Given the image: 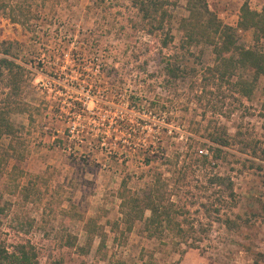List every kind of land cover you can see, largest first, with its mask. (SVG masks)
<instances>
[{
    "label": "rangeland",
    "instance_id": "374dc122",
    "mask_svg": "<svg viewBox=\"0 0 264 264\" xmlns=\"http://www.w3.org/2000/svg\"><path fill=\"white\" fill-rule=\"evenodd\" d=\"M207 2L234 28L245 3L264 8ZM33 3L31 29L0 16V60L23 68L18 93L0 69V108L16 128L0 139V241L10 251L32 245L39 264H264V78L247 99L211 77L213 48L183 47L185 0L169 7L168 48L147 34L131 0ZM237 39L264 52L252 32ZM168 63L185 74L170 76ZM80 70L99 74L102 88L81 83ZM253 75L242 70L234 81ZM71 101L90 118L72 116ZM221 128L232 145L217 158L209 138ZM124 181L129 195L158 191L175 226L151 236L145 221L126 223Z\"/></svg>",
    "mask_w": 264,
    "mask_h": 264
},
{
    "label": "trees",
    "instance_id": "16d2710c",
    "mask_svg": "<svg viewBox=\"0 0 264 264\" xmlns=\"http://www.w3.org/2000/svg\"><path fill=\"white\" fill-rule=\"evenodd\" d=\"M34 1L0 0V16H5L15 24L31 29L33 20L37 17ZM185 1L188 16L182 18L179 22V30L183 34V47L190 48L197 45H207L213 48L215 66L208 68L207 73L218 81H230L237 93L250 99L259 79L264 78V52L252 48L239 47L237 34L239 31L252 32L253 41L256 44L264 41V8L260 12L254 11L248 3H245L240 10L238 25L234 28L224 25L219 20L216 14L210 10L207 0ZM131 3L145 25L147 34L152 36L163 35L162 46L168 48L173 42V35L168 27L173 18L169 7L175 5L172 0H131ZM7 45L9 49L5 53L10 55L13 44L7 43ZM0 69L5 71L8 76L9 88L18 93L20 81L16 72H21L23 68L16 62L5 58L0 60ZM242 70L252 71L253 77L251 79L240 77L235 82L234 78ZM165 71L170 76H174V78H179L185 74L184 68L171 63L167 64ZM189 72H193V70H189ZM80 73L83 76L79 81L81 83L87 82L91 85V91L97 92L98 89L102 88L99 74L94 76L83 70H80ZM88 112L89 110L82 103L78 101L70 102L69 113L75 118H90ZM9 113L10 110L0 108V139L5 136L11 137L15 134L16 128L9 120ZM126 125L129 126V124ZM129 127L131 128V126ZM64 140L62 139L58 143H62ZM209 142L211 152L217 155L218 158L223 152L222 148L232 145V138L228 135L225 128H221V132L210 136ZM245 147L251 148L252 146L245 144ZM253 149L254 154H257V150ZM201 157L205 162L209 159L208 156ZM223 182L224 179L220 177L214 180V183L218 185H222ZM228 188H230L229 190L232 193V186ZM128 193L127 182L124 181L120 199L122 214L127 218L126 223L131 224L133 221L139 220L145 221V229L151 236L156 235L161 230L164 231L165 228L172 229L175 226V216H173L172 207L164 203L158 191L145 193L143 196H134ZM146 212H150V217L145 218ZM129 229L131 228L129 227ZM68 243L69 247H75V243ZM0 264H39L38 254L35 247L30 244H19L10 251L6 244L0 241ZM53 264L63 263L60 261Z\"/></svg>",
    "mask_w": 264,
    "mask_h": 264
}]
</instances>
